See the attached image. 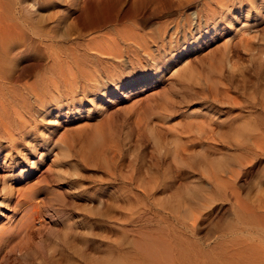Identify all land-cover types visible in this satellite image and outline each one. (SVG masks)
Masks as SVG:
<instances>
[{
    "label": "rangeland",
    "instance_id": "374dc122",
    "mask_svg": "<svg viewBox=\"0 0 264 264\" xmlns=\"http://www.w3.org/2000/svg\"><path fill=\"white\" fill-rule=\"evenodd\" d=\"M31 1L39 4L36 15L46 17L49 26L86 0L0 3ZM156 1L158 12L174 13L165 21H179L176 0H169L172 5ZM199 1L190 2L188 13L212 12L217 3ZM260 1L248 15L243 7L231 22L225 18L224 31L199 49L179 59L167 56L161 70L150 66L149 75L156 79L142 89L100 109L85 104L89 114L66 119L64 111L56 126L34 124L35 131L14 147L1 140L0 186L5 181L12 191L0 226L21 223L18 218L32 200L44 208L39 211L45 212V222L25 258L13 260L0 252V264H264ZM150 9L139 16H149ZM177 40L182 43L180 34ZM183 60L188 69L182 68ZM37 107L35 112L41 110ZM167 115V129H155L153 123ZM206 117L218 122V136L193 141L184 153L176 145L184 135H195ZM99 125L109 139L104 150L93 140ZM33 161L38 163L34 172L24 176Z\"/></svg>",
    "mask_w": 264,
    "mask_h": 264
},
{
    "label": "bare ground",
    "instance_id": "6f19581e",
    "mask_svg": "<svg viewBox=\"0 0 264 264\" xmlns=\"http://www.w3.org/2000/svg\"><path fill=\"white\" fill-rule=\"evenodd\" d=\"M191 1L195 0H176L178 11L175 13L179 21L172 20V26L170 20L167 22L164 18L174 13L170 9L158 12L156 0H86L82 4H74V9L64 12L58 22L49 26H46V17L36 15L39 9L36 1L0 3V150L3 147L1 140L14 147L17 140L38 127L34 124L38 123L42 128L56 126L64 111L67 112L64 114L66 119L71 115L87 114L90 110L84 109L85 104L100 109L130 91L142 89L156 79L155 75V78L149 75L150 66L161 70L168 61L167 56L179 59L199 49L219 31H224L225 21H222L225 18L229 17L231 22L233 13L240 14L243 7H246L244 13L248 15L255 9L256 0H217L212 12H209V5H205V10L201 8L204 11L209 8L204 14L198 12L199 9L188 13ZM146 8L152 9L150 15L140 17L139 12ZM24 11L29 17L23 15ZM74 13L77 15L73 16ZM154 19L157 23H152ZM177 24L181 25L180 28ZM193 31L195 35H192ZM177 34L183 38L179 41L181 44H178ZM260 56L263 59L264 52ZM187 62L183 60L182 68L188 69ZM78 97L84 100L80 101ZM76 99L78 106L73 103ZM34 105L40 106L41 110L35 112ZM213 118L203 119L195 129V135H184L183 141L176 146L185 153L193 141H214L219 127ZM167 119L168 115L154 122L153 127L167 129ZM96 127L93 140L101 148L109 143V139L101 125ZM39 130L36 129V133ZM27 144L25 142V146ZM34 148L31 145V149ZM64 150L66 154V147ZM37 165L33 161L28 168L30 170L22 174L32 175ZM4 182L0 186V214L7 205L8 193L12 191ZM37 203L32 200L26 210L24 208L25 214L18 218L23 221L16 223L18 226L12 225L16 226L14 229L1 223L0 252L5 257L25 258L31 250L29 245L32 238L35 239L33 235L45 222V212L39 211L44 208Z\"/></svg>",
    "mask_w": 264,
    "mask_h": 264
}]
</instances>
